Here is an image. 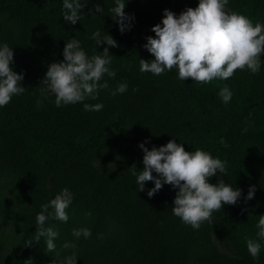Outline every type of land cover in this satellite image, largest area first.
I'll return each mask as SVG.
<instances>
[{
  "label": "trees",
  "instance_id": "1",
  "mask_svg": "<svg viewBox=\"0 0 264 264\" xmlns=\"http://www.w3.org/2000/svg\"><path fill=\"white\" fill-rule=\"evenodd\" d=\"M124 2L134 19L121 33L110 11L116 0H91L75 25L63 18V0H0V46L13 48L11 67L26 88L0 107V264H59L73 252L76 264H264V240L258 259L246 243L258 240L264 215V56L256 74L236 71L202 85L180 80L176 68L142 73L140 59H155L144 45L155 37L152 28L162 26L164 10L178 17L199 0ZM97 3L103 12L90 14ZM227 7L264 24V0H229ZM97 30L117 41L109 48L115 78L103 77L108 88L97 99L57 107L54 95H42L49 65L64 61L71 39L89 57L103 53L108 45L92 39ZM121 83L127 91L114 95ZM225 85L233 93L228 104L219 96ZM84 103L104 107L85 111ZM170 140L226 162V174L210 183L222 179L242 191L237 204L224 205L199 230L173 214L178 189L165 184L149 197L154 181L139 192L133 175V165L137 174L144 168L141 143L151 150ZM251 186L255 196L246 201ZM65 188L73 203L67 223H46L59 233L50 253L44 237L35 241L36 217ZM82 227L92 235L77 240L72 229ZM65 242L76 248L63 249Z\"/></svg>",
  "mask_w": 264,
  "mask_h": 264
},
{
  "label": "clouds",
  "instance_id": "2",
  "mask_svg": "<svg viewBox=\"0 0 264 264\" xmlns=\"http://www.w3.org/2000/svg\"><path fill=\"white\" fill-rule=\"evenodd\" d=\"M91 0H63V18L75 25L82 19V12ZM229 0H199L195 8H187L178 17L171 10H164L161 24L152 28L155 37H147L144 48L155 57L148 61L140 59V71L150 72L160 76L173 68L178 70V78L186 81L191 79L198 85L212 83L216 79L227 80L236 71L250 70L253 74L260 71L261 57L264 56V24L253 23L248 17L230 10ZM124 0H116V7L110 11L119 24V30L124 33L132 27L134 17L126 15ZM103 8L99 3L90 14L101 13ZM126 21L128 23H126ZM97 45L106 43L103 53L89 57L82 49L77 39L67 41L63 50L64 61L49 65L42 81V95L55 96V105L61 107L83 103L86 99L95 100L102 89L108 88V83H101L107 75L115 78L116 72L110 68L112 56L110 47H117V41L111 36H101L97 30L92 35ZM14 53L8 44L0 46V107L9 104L13 96L26 91L22 86L24 76L13 71ZM127 83H121L113 93L123 94L127 91ZM135 91V90H134ZM219 96L225 104L232 100L233 93L224 86ZM38 104L41 101L37 102ZM103 104L84 103L85 111H100ZM247 131V129H245ZM225 144L224 140L220 141ZM227 146V145H225ZM139 147L144 152L142 171L136 172L133 165V175L137 177L139 192L145 190V184L154 181L155 187L148 190L147 195L153 197L165 184L178 189L172 212L183 223L199 230L204 222H212V214L220 211L224 205H235L241 198L242 191L226 184L222 179L217 184L210 183L217 173L226 174V162L206 151L196 149L186 151L183 144L170 140L166 145L149 150L141 143ZM154 173L156 175H154ZM256 187L251 186L246 201L255 196ZM73 203V193L65 188L49 203L41 206L42 211L36 217V238H45L47 251L55 252L54 241L59 233L52 227H46L49 220L67 223V210ZM91 216V212L86 213ZM258 240L247 239V250L251 257L258 259L261 243L264 240V215L259 216L257 224ZM91 229L87 227L73 228L72 236L77 240L90 238ZM33 241H29L31 246ZM63 249H75L76 244L65 242ZM59 256V253H56ZM77 256H66L59 264H76Z\"/></svg>",
  "mask_w": 264,
  "mask_h": 264
}]
</instances>
